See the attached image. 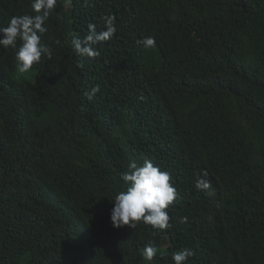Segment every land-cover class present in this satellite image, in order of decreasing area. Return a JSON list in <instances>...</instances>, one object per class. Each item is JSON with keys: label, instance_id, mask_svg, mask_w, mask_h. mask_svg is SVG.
Here are the masks:
<instances>
[{"label": "trees", "instance_id": "16d2710c", "mask_svg": "<svg viewBox=\"0 0 264 264\" xmlns=\"http://www.w3.org/2000/svg\"><path fill=\"white\" fill-rule=\"evenodd\" d=\"M88 1H58L42 36L51 58L28 73L0 48V264H87L89 241L94 264H173L167 241L194 252L188 264H264V0H168L157 54H125L113 36L94 58L72 45L89 34ZM133 3L106 0L103 12ZM24 14L31 0H0V25ZM145 159L172 175L171 227L113 228L120 174ZM202 171L244 198L217 218L232 222L226 245L206 241L199 214L188 223L175 210Z\"/></svg>", "mask_w": 264, "mask_h": 264}, {"label": "clouds", "instance_id": "9594fccd", "mask_svg": "<svg viewBox=\"0 0 264 264\" xmlns=\"http://www.w3.org/2000/svg\"><path fill=\"white\" fill-rule=\"evenodd\" d=\"M58 1L61 0H31L32 14L13 16L6 26L0 25V48L15 50L16 69L20 74L28 73L34 64L41 62L42 57L51 58V50L42 42V36L48 31L46 22ZM98 2L88 1L90 22L93 23L88 26L89 34L83 41H72L77 54L94 58L99 54L94 45L106 42L113 36L118 37L125 54L139 52L150 55L160 51L164 41L162 30L168 20L165 14L168 0H138V3H133L136 4L133 10L121 6L111 14L103 12L106 0L99 11ZM99 90V86L94 87L90 95L94 96ZM217 150L212 151L217 153ZM127 169L120 174L126 188L115 195L110 209L111 226L121 228L127 225L135 229L138 223H143L157 231L169 229L171 217L168 209L178 198L171 173L161 170L148 159L141 165L131 161ZM243 201L242 195L223 173L202 171L186 191L184 202L175 210L188 223L199 214L208 227L203 235L206 241L225 244L221 238L229 235L232 222L220 223L217 218L233 216L242 208ZM87 235L89 240L92 233L88 231ZM124 249L125 246L123 252ZM169 250L170 242L167 241L160 252L162 258L172 259L173 264H188L189 258L194 255L186 245ZM81 253L87 264H94L99 257L97 243L89 241ZM156 255L157 250L151 243L143 249V258L149 262Z\"/></svg>", "mask_w": 264, "mask_h": 264}]
</instances>
